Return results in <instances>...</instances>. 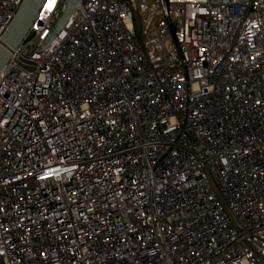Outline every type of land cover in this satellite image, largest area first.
I'll list each match as a JSON object with an SVG mask.
<instances>
[{"label": "built area", "instance_id": "obj_1", "mask_svg": "<svg viewBox=\"0 0 264 264\" xmlns=\"http://www.w3.org/2000/svg\"><path fill=\"white\" fill-rule=\"evenodd\" d=\"M65 1L0 72V264H264V0H82L42 48Z\"/></svg>", "mask_w": 264, "mask_h": 264}, {"label": "water", "instance_id": "obj_2", "mask_svg": "<svg viewBox=\"0 0 264 264\" xmlns=\"http://www.w3.org/2000/svg\"><path fill=\"white\" fill-rule=\"evenodd\" d=\"M45 0H23L13 20L1 37L0 43V72L9 60V49H15L32 26L39 21V14ZM82 0H66L59 16L52 26L50 33L41 47L46 48L60 33L69 17L76 9H80ZM163 2V0H162Z\"/></svg>", "mask_w": 264, "mask_h": 264}, {"label": "snow or ice", "instance_id": "obj_3", "mask_svg": "<svg viewBox=\"0 0 264 264\" xmlns=\"http://www.w3.org/2000/svg\"><path fill=\"white\" fill-rule=\"evenodd\" d=\"M50 4H51V0H50ZM48 7H49V10H51V7H50V5H49Z\"/></svg>", "mask_w": 264, "mask_h": 264}]
</instances>
